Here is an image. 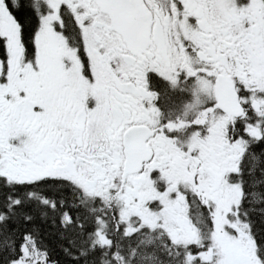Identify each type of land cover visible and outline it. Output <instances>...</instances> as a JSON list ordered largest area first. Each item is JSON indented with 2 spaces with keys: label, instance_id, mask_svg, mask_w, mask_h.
Listing matches in <instances>:
<instances>
[{
  "label": "snow or ice",
  "instance_id": "snow-or-ice-1",
  "mask_svg": "<svg viewBox=\"0 0 264 264\" xmlns=\"http://www.w3.org/2000/svg\"><path fill=\"white\" fill-rule=\"evenodd\" d=\"M0 264H264V0H0Z\"/></svg>",
  "mask_w": 264,
  "mask_h": 264
}]
</instances>
